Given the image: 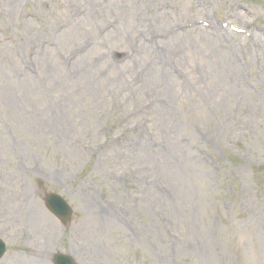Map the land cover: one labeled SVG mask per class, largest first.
I'll return each instance as SVG.
<instances>
[{
    "label": "rangeland",
    "instance_id": "rangeland-1",
    "mask_svg": "<svg viewBox=\"0 0 264 264\" xmlns=\"http://www.w3.org/2000/svg\"><path fill=\"white\" fill-rule=\"evenodd\" d=\"M0 232L16 264H264V0H0Z\"/></svg>",
    "mask_w": 264,
    "mask_h": 264
},
{
    "label": "water",
    "instance_id": "water-1",
    "mask_svg": "<svg viewBox=\"0 0 264 264\" xmlns=\"http://www.w3.org/2000/svg\"><path fill=\"white\" fill-rule=\"evenodd\" d=\"M47 205L53 211L56 212L59 216L66 218L69 215V210L66 208L63 202L59 200V197L50 196L47 198ZM61 207H59V206ZM65 264H72V261L69 258H63ZM57 264H60V257L55 259Z\"/></svg>",
    "mask_w": 264,
    "mask_h": 264
},
{
    "label": "bare ground",
    "instance_id": "bare-ground-1",
    "mask_svg": "<svg viewBox=\"0 0 264 264\" xmlns=\"http://www.w3.org/2000/svg\"><path fill=\"white\" fill-rule=\"evenodd\" d=\"M87 62V61H86ZM85 63V61H84ZM85 65H87V63H85ZM84 67V66H83ZM28 254H30L31 256L27 259V261H38V258L41 259L39 256V254L37 253H33V252H28ZM37 254V255H36ZM39 255V256H38ZM38 257V258H37Z\"/></svg>",
    "mask_w": 264,
    "mask_h": 264
}]
</instances>
